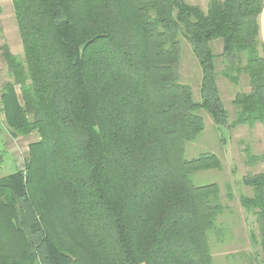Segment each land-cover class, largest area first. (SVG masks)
<instances>
[{"label": "trees", "instance_id": "16d2710c", "mask_svg": "<svg viewBox=\"0 0 264 264\" xmlns=\"http://www.w3.org/2000/svg\"><path fill=\"white\" fill-rule=\"evenodd\" d=\"M10 1L23 57L1 47L0 111L11 137L37 140L22 170L0 178V264H216L220 190L192 176L221 163L185 158V144L203 131L200 111L227 124L215 41L222 75L248 77L228 126L264 127L262 0H208L205 12L183 0ZM181 36L200 69L198 102L180 83ZM242 183L264 264V172Z\"/></svg>", "mask_w": 264, "mask_h": 264}, {"label": "rangeland", "instance_id": "374dc122", "mask_svg": "<svg viewBox=\"0 0 264 264\" xmlns=\"http://www.w3.org/2000/svg\"><path fill=\"white\" fill-rule=\"evenodd\" d=\"M185 3L206 11L208 0H183ZM179 75L180 83L189 87L192 98L199 101L200 69L192 55L187 41L181 36ZM6 45L10 52L22 59V46L17 31L10 0H0V89L10 78L6 64L1 57V47ZM216 56V85L220 99L227 112V124L216 126L206 112L200 111L203 119V131L195 141L185 144V158H196L200 154H213L221 163L219 170L198 172L192 176L196 186L217 184L220 201L224 207L219 216V232H211L209 247L216 264H262L260 247L251 241L254 235L258 240V224L253 213L247 212L240 203V198L252 197V190L243 185L242 179L247 175L264 172V159L253 160L252 157H264V127L242 125L229 127L234 121L236 108L232 100L237 93L249 91L248 77L244 72L238 74L237 82L231 83L223 75L224 64L220 54L222 44L215 41L210 44ZM243 66V62L241 63ZM37 140L35 134L28 137L13 138L6 129L3 114L0 111V178H5L17 170H22L28 156V146Z\"/></svg>", "mask_w": 264, "mask_h": 264}, {"label": "crops", "instance_id": "0c3cea01", "mask_svg": "<svg viewBox=\"0 0 264 264\" xmlns=\"http://www.w3.org/2000/svg\"><path fill=\"white\" fill-rule=\"evenodd\" d=\"M262 2H263V8L258 18V25H259V38L264 45V0H262Z\"/></svg>", "mask_w": 264, "mask_h": 264}]
</instances>
